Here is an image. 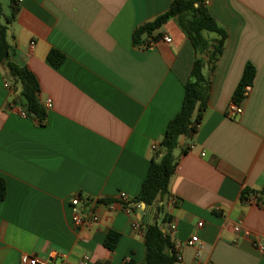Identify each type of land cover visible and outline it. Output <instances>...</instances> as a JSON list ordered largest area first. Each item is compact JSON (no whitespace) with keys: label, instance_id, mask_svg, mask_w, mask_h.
Here are the masks:
<instances>
[{"label":"crops","instance_id":"1","mask_svg":"<svg viewBox=\"0 0 264 264\" xmlns=\"http://www.w3.org/2000/svg\"><path fill=\"white\" fill-rule=\"evenodd\" d=\"M172 2L0 0L10 59L36 78L46 109L43 123L23 117L21 84L0 66V176L7 188L0 264H21L24 255L52 264H142L144 230L153 223L170 234L179 264H264V207L241 200L245 189L264 186V0H205L227 34L215 66L204 70L207 111L192 138H179L177 169L158 201L162 212L119 203L121 193L129 202L138 197L152 147L180 112L198 56L176 19L145 32V45L133 41L135 30ZM52 50L65 56L59 67L48 61ZM248 64L256 71L252 91L238 102L243 114L231 119L226 113ZM76 196L80 226L73 223ZM111 231L120 235L113 251L104 246ZM193 236L199 244L190 246Z\"/></svg>","mask_w":264,"mask_h":264},{"label":"trees","instance_id":"2","mask_svg":"<svg viewBox=\"0 0 264 264\" xmlns=\"http://www.w3.org/2000/svg\"><path fill=\"white\" fill-rule=\"evenodd\" d=\"M3 18L0 3V66H5L11 78L21 84V93L16 104L21 106L29 117L43 123L46 118V109L39 101L40 90L37 80L27 68L18 66L11 61L6 25L9 21L6 20L3 23ZM172 19L177 20L198 56L194 62L190 78L185 85L182 108L177 116L169 122L164 137L158 145V150L154 151L147 177L142 183L138 197L125 205L132 210L131 204H144L146 209H155L156 216L163 210V206H160L158 201L168 194L170 181L177 169L178 158L175 156V150L179 145V138L181 136L192 138L197 133L208 108L210 81L204 73L205 67L207 64L210 69L215 66L223 53L227 39L226 32L218 26L208 12L205 0H173L166 13L144 27L135 30L133 34L135 45H145L146 41L142 40L145 32L151 35ZM205 33H214L218 39L210 41L205 37ZM159 38L160 35H157L154 40ZM64 60L65 56L56 50H52L48 55V61L54 67H59ZM255 75V68L248 64L235 94V102L238 103L243 99V88L252 84ZM184 153H186L185 150ZM6 193L5 179L0 176V202L5 199ZM251 197L256 198V205L264 207V186L260 192L245 189L241 200L247 203ZM168 222L169 219L164 218L163 223ZM119 239L118 233L109 232L104 242L105 248L113 251ZM144 244L145 257L142 264H176L175 244L170 234L164 232L158 223L145 227Z\"/></svg>","mask_w":264,"mask_h":264},{"label":"built area","instance_id":"3","mask_svg":"<svg viewBox=\"0 0 264 264\" xmlns=\"http://www.w3.org/2000/svg\"><path fill=\"white\" fill-rule=\"evenodd\" d=\"M19 2H23L24 0H18ZM165 42L167 43H170L171 40L166 38L165 39ZM252 91V87L251 85H246L244 88H243V98H247L250 93ZM48 105L50 106V102L48 103ZM22 116L23 117H27L28 114L23 111L22 113ZM227 117L231 118V119H235L237 118L238 116H241L243 114V108L235 101H233L230 105H229V108L227 110ZM153 151H157L158 150V145H154L152 147ZM119 203L120 204H127L129 203V198L128 196L125 194V193H121L119 195ZM247 204L249 205H256V198L255 197H251L249 199V201L247 202ZM71 205H72V208H73V223L74 225L76 226H80L82 225L85 221H84V216H83V209H82V206H81V201H80V198L79 197H74L72 202H71ZM137 207L139 208L140 205H137ZM128 209V208H127ZM129 211V210H127ZM98 222V218L95 216L92 218V224L93 223H97ZM199 226L201 227L202 224H199ZM135 227H138V225H135ZM168 227L170 230H174L176 227L174 224H168ZM235 230L238 232L240 231V227H236ZM199 244V238L197 236H193L189 241H188V245L190 246H194V245H198ZM258 248L260 251L264 252V245L259 243L258 244ZM176 253H177V262L176 264H179L181 263L182 261V257L180 255V252L176 250ZM21 264H52L51 261L49 260H46V259H42V258H39V257H36V256H30V255H24L22 258H21ZM77 264H89V260L88 259H84L82 261H80L79 263ZM123 264H129V259L125 260L123 262Z\"/></svg>","mask_w":264,"mask_h":264},{"label":"water","instance_id":"4","mask_svg":"<svg viewBox=\"0 0 264 264\" xmlns=\"http://www.w3.org/2000/svg\"><path fill=\"white\" fill-rule=\"evenodd\" d=\"M146 35H147V33H146ZM144 207H145V205L144 204H142Z\"/></svg>","mask_w":264,"mask_h":264}]
</instances>
